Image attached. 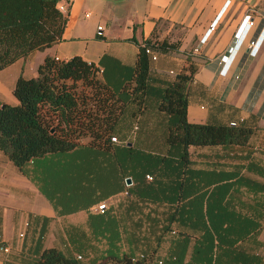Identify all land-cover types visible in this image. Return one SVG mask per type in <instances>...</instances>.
<instances>
[{
    "label": "crops",
    "instance_id": "0c3cea01",
    "mask_svg": "<svg viewBox=\"0 0 264 264\" xmlns=\"http://www.w3.org/2000/svg\"><path fill=\"white\" fill-rule=\"evenodd\" d=\"M182 1H154L146 17H140L142 27L137 28V37L134 33L135 42L129 30L133 18L123 13L115 21L106 19L113 26L125 27L124 32L115 30L107 38L109 34L105 36L102 29L90 41L94 38L84 33L79 17L81 13L90 16L86 7L102 1L62 0L60 9L67 14L63 38L0 69V107L17 102L13 93L17 78L35 76L47 55L58 59L79 55L99 66L100 77L113 89L124 84L133 72L137 42L154 29L159 38L174 40L158 32L157 25L166 19L185 22ZM234 1L209 0L211 10L206 18L201 8L190 23L186 21L190 35L176 39L181 41L180 50L156 54L151 68L153 76L170 79L188 64L191 54L196 71L187 119L244 118L256 128L249 141L229 148L191 145L186 166L180 169L183 161L179 157L169 161L159 187L148 191L141 176L144 169L126 164L124 172L132 175L128 176L131 182L125 181L128 188L116 193L121 182L120 172L115 174L113 148L89 143L88 137L69 151L34 158L22 170L0 150V247H9V252L0 249V264H36L40 249L48 246L93 262L109 260L111 254L137 256L152 250L164 256L169 243L159 236V227L168 205L160 200L168 195L173 172L179 179L181 170L188 172V198L199 196L201 174L217 185L210 184L209 221L204 216L201 222L193 219L205 207L192 204L188 209L192 220L181 225L185 236L175 238L179 264H264V0ZM231 4L232 13L225 15ZM210 25L214 28L205 35ZM251 41H255L253 47H249ZM91 43L98 47L93 56ZM187 45L192 47L191 53ZM229 52L227 60H222ZM149 111L140 116V127L132 137L134 145L165 150L164 140L152 134L156 122L162 126L166 117L155 108ZM124 116L129 122V115ZM161 126L159 130L164 129ZM103 201L107 208L97 211ZM214 230L220 231L219 238Z\"/></svg>",
    "mask_w": 264,
    "mask_h": 264
},
{
    "label": "trees",
    "instance_id": "16d2710c",
    "mask_svg": "<svg viewBox=\"0 0 264 264\" xmlns=\"http://www.w3.org/2000/svg\"><path fill=\"white\" fill-rule=\"evenodd\" d=\"M61 1L0 0V69L63 38L67 14L60 9ZM131 40L136 42L134 37ZM137 44L139 50L131 77L114 89L100 77L99 66L79 55L69 59L47 55L38 65L35 76L20 75L13 90L17 102L4 103L0 107V150L22 170L30 160L48 153L69 151L82 138L88 137L89 143L113 148L115 174L120 172L121 182L115 188L116 193L128 188L125 178L132 175L124 172L126 164L133 169H144L141 176L148 191L159 187L169 161L179 157L183 161L180 169L186 166L189 146L220 145L229 148L246 144L254 135L256 128L248 125L244 118L239 121L208 119L205 122L187 119L196 71L191 54L187 56L188 64L170 79H159L152 75L153 55L178 52L180 40L159 38L154 29ZM86 87H90L93 93L85 92ZM152 108L166 117L164 125L160 124L164 129L159 130V122H156V130L152 134L164 140L167 144L165 150L151 145L138 147L128 135L133 128L137 131L140 116ZM126 114L129 115V122L124 116ZM231 121L235 125H231ZM112 136L117 138L116 142L110 141ZM156 149L158 153L150 152ZM173 173L167 184L168 195L160 200L168 205V212L159 227V236L169 243L164 256L156 255V250H152L137 256L123 254L117 257L111 254L109 260L93 262L48 246L40 249L35 263L179 264L175 238L186 233L181 227L182 223L192 220L188 209L192 204L205 207L203 213L193 215V219L201 222L204 216V220L209 221L210 184H217L201 174L199 196L188 198L187 193L191 189L188 172L181 170L183 176L179 179ZM147 174L152 179H147ZM214 232L219 238L220 231Z\"/></svg>",
    "mask_w": 264,
    "mask_h": 264
},
{
    "label": "rangeland",
    "instance_id": "374dc122",
    "mask_svg": "<svg viewBox=\"0 0 264 264\" xmlns=\"http://www.w3.org/2000/svg\"><path fill=\"white\" fill-rule=\"evenodd\" d=\"M102 3H94L92 2L89 6L86 7V11H89L90 16H85L83 13H81L79 19L80 21L83 22L84 26V33L90 35L91 37L94 38V36L97 33H100L99 30H104V35L107 36V38H110V35L112 34L113 31H120L124 32L125 27H117L113 26V21L107 20L106 17L109 18H114L118 17L120 13L125 14V17L128 18H133L131 24L129 25V30L132 33V36L137 37L139 34V30L137 29L138 27H142V21L146 17V13L150 10L152 7V3L154 1L158 3H163L166 0H101ZM235 2L234 0H232ZM182 2L185 3V18L184 20L189 21L190 23L194 18L197 12H199V9L202 8V10H205L203 14L206 13V16L210 12L211 5L209 4V0H183ZM223 8V7H222ZM221 8V9H222ZM233 10V4L230 5L228 10L226 11L225 15L231 14ZM224 15V16H225ZM203 15L201 16V18ZM203 18V19H205ZM224 19V18H223ZM222 19V20H223ZM202 20V19H201ZM185 21V22H186ZM182 22V19H176L174 21H170L169 19L166 20H161L158 25H157V31L160 33L166 34L167 37H172L174 40L185 37L187 35H190V29L187 26V22ZM211 25L214 24V22L210 23ZM210 25V26H211ZM204 39V38H203ZM90 41H95V38ZM94 44H89V49L93 54L98 50V47L96 48L93 47ZM188 48L186 50H189L191 53V48L190 45H187ZM195 50H197V46H195ZM85 92L87 93H93V90L89 87H86ZM132 128V127H131ZM132 132L129 133L128 135L132 138L134 133L137 131L131 129ZM157 150V149H156ZM151 150V153L159 152L158 150Z\"/></svg>",
    "mask_w": 264,
    "mask_h": 264
},
{
    "label": "built area",
    "instance_id": "2783aa9c",
    "mask_svg": "<svg viewBox=\"0 0 264 264\" xmlns=\"http://www.w3.org/2000/svg\"><path fill=\"white\" fill-rule=\"evenodd\" d=\"M87 15V14H86ZM249 26H252L253 25V21H249L248 23H247ZM214 28V26H211V27H209L208 29H207V31H206V33H205V35L209 32V31H211L212 29ZM204 35V36H205ZM202 41V40H201ZM199 42L198 44H197V49L201 46V44H202V42ZM254 44H255V41H251L250 42V47L251 46H254ZM230 49V48H229ZM147 52H149V50L147 49L146 50ZM231 55V53L229 52L228 53V55H223L221 58H222V60H224V61H226L227 60V58L229 57ZM153 58L155 59L156 57H155V55H153ZM230 124L231 125H235V122H230ZM110 141H112V142H116L117 141V138L115 137V136H112L111 138H110ZM146 178L147 179H152V177H151V175L150 174H147L146 175ZM107 208V205H106V203L103 201V202H100V203H98V205H97V211H103L104 209H106ZM0 249L2 250V251H4V252H9V247L7 246V245H2L1 247H0ZM78 258H80V256H77ZM135 260V257H133L132 258V261H134Z\"/></svg>",
    "mask_w": 264,
    "mask_h": 264
},
{
    "label": "water",
    "instance_id": "95a60500",
    "mask_svg": "<svg viewBox=\"0 0 264 264\" xmlns=\"http://www.w3.org/2000/svg\"><path fill=\"white\" fill-rule=\"evenodd\" d=\"M53 131V129H51V132ZM126 182L129 184L131 182V179L128 177L126 178Z\"/></svg>",
    "mask_w": 264,
    "mask_h": 264
},
{
    "label": "clouds",
    "instance_id": "9594fccd",
    "mask_svg": "<svg viewBox=\"0 0 264 264\" xmlns=\"http://www.w3.org/2000/svg\"><path fill=\"white\" fill-rule=\"evenodd\" d=\"M250 47V46H249ZM251 47H253V46H251Z\"/></svg>",
    "mask_w": 264,
    "mask_h": 264
}]
</instances>
